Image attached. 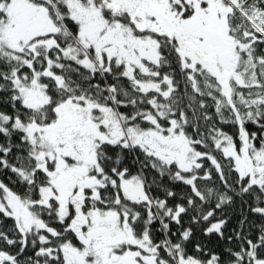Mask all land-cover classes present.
I'll return each mask as SVG.
<instances>
[{"label": "snow or ice", "instance_id": "snow-or-ice-1", "mask_svg": "<svg viewBox=\"0 0 264 264\" xmlns=\"http://www.w3.org/2000/svg\"><path fill=\"white\" fill-rule=\"evenodd\" d=\"M4 172L0 264H264V0H0Z\"/></svg>", "mask_w": 264, "mask_h": 264}, {"label": "trees", "instance_id": "trees-1", "mask_svg": "<svg viewBox=\"0 0 264 264\" xmlns=\"http://www.w3.org/2000/svg\"><path fill=\"white\" fill-rule=\"evenodd\" d=\"M123 110V109H122ZM249 130L250 131H255L256 129L253 128L252 126H249ZM225 131L229 132L230 134H235L236 129L234 127H228L225 126ZM231 179V177H230ZM0 180H3L6 184H8L9 187H12L13 190L18 191V192H23V186L20 185L19 183L16 182V177L14 175H12L11 173L8 172H4V173H0ZM157 194V193H154ZM249 203H251V201L249 200ZM228 214L231 216V224L230 227H236L237 224V220L240 217V208L238 206H233L231 209L228 210ZM254 223H258V218L256 217H252ZM184 222H185V226L189 225V221H188V217H184ZM11 226V221H5L4 222V228L8 229ZM54 227H59L58 224L53 223ZM173 231L176 230V226L173 225ZM158 228V224L154 225V234L159 238V233L155 231V229ZM193 232H194V236L193 239L190 243H188L187 248L190 254H195L194 252V244L199 242L202 244L207 245V247L213 251H220L221 249L225 248V247H231V244H228L225 241H218L216 237H206L204 236L203 232L201 231V228L199 226H195L193 228ZM0 247H5L6 250H9L11 252H15L16 248H7V246L3 245L2 243H0ZM29 255L31 254V252L28 253Z\"/></svg>", "mask_w": 264, "mask_h": 264}]
</instances>
